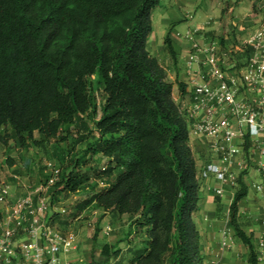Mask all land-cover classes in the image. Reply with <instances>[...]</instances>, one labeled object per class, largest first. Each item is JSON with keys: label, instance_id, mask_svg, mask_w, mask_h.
<instances>
[{"label": "trees", "instance_id": "trees-1", "mask_svg": "<svg viewBox=\"0 0 264 264\" xmlns=\"http://www.w3.org/2000/svg\"><path fill=\"white\" fill-rule=\"evenodd\" d=\"M160 3L0 0V145L40 143L36 132L42 141L74 135L85 143L81 156L60 166L52 187L69 196L95 179L73 216L92 205L127 215L128 233L138 240L129 238L126 249L105 243L102 255L109 264L205 259L194 219L203 177L175 96V85L182 96L186 83L170 80L148 48ZM165 43L175 58L169 33ZM245 139L247 148L248 134ZM96 155L104 161L93 160ZM243 175L229 221L249 247V263L259 264L253 236L239 222V202L248 194Z\"/></svg>", "mask_w": 264, "mask_h": 264}, {"label": "crops", "instance_id": "crops-1", "mask_svg": "<svg viewBox=\"0 0 264 264\" xmlns=\"http://www.w3.org/2000/svg\"><path fill=\"white\" fill-rule=\"evenodd\" d=\"M221 16L227 22L226 28ZM234 25L236 32L226 33L224 43H220L223 31ZM261 30L264 31V0H161L153 10V31L148 38V48L166 68L170 80L179 78L186 83L182 96L175 85V96L186 113L191 143L203 177L201 200L194 219L202 237L204 264H250L249 247L236 235L229 221L231 203L238 189L237 179L242 171L248 194L239 202V222L246 233L252 234L255 245V238L264 231V189L255 187V183L263 179V155L256 145L261 133L241 124L237 118L232 119L235 132L232 138L217 137L197 129L198 122L219 119L228 113L225 102L198 93L199 86L216 88L220 84V78L203 62L212 43L217 46L224 78L235 91L236 98L264 108V71L245 78L263 61L264 48H256L252 41ZM167 33L173 42L175 58L166 48ZM246 134L249 138L247 148ZM232 146L239 150L229 153ZM211 165L218 166L224 175L219 176L209 169ZM13 176L16 180L20 177L16 173ZM18 191L14 189V195ZM6 208L7 205L0 203V210ZM83 255V252H72L64 257L72 260V264H83ZM18 259H22L21 254Z\"/></svg>", "mask_w": 264, "mask_h": 264}, {"label": "built area", "instance_id": "built-area-1", "mask_svg": "<svg viewBox=\"0 0 264 264\" xmlns=\"http://www.w3.org/2000/svg\"><path fill=\"white\" fill-rule=\"evenodd\" d=\"M252 41L256 48H264V31L255 34ZM217 46L212 43L207 48L203 59L210 71L220 78L216 88L199 86V94H208L212 98L225 102L228 113L219 119H205L197 123V129L217 137L232 138V119L261 133L256 139V145L263 155L262 181L255 183L258 190L264 189V108H258L255 103L238 100L224 78L216 53ZM264 71V58L258 62L256 70H251L245 78L253 77L255 73ZM239 150L232 146L229 153ZM52 171L45 182L32 190L20 194L11 203L12 185L8 180L0 179V203L7 205L5 211L0 210V264H72L64 255L77 249L78 243L74 235L64 234L51 220L48 205V192L59 178L61 169L55 163L49 162ZM209 169L219 176L224 172L211 165ZM258 261H264V231L256 238ZM21 254L22 259H18Z\"/></svg>", "mask_w": 264, "mask_h": 264}, {"label": "rangeland", "instance_id": "rangeland-1", "mask_svg": "<svg viewBox=\"0 0 264 264\" xmlns=\"http://www.w3.org/2000/svg\"><path fill=\"white\" fill-rule=\"evenodd\" d=\"M221 21L223 27L226 28L227 22L223 16H221ZM236 29L237 26L234 25L229 30H224L219 42L223 44L225 34L235 33ZM35 137L40 143L30 141L25 146L19 141L11 140L8 145H0V179L8 180L12 185L11 203L20 194L46 181L52 171L49 162L55 163L57 167L64 166L71 156H81L85 148V143L74 141L77 138L74 135H70L67 140L42 141L40 133L36 132ZM87 140H93V137ZM9 158L14 161L13 164L9 163ZM92 159L104 161L100 155ZM15 173L20 176L19 180L13 176ZM94 182L95 179L91 180L88 187L71 193L69 196L60 191V187H52L48 192L49 214L52 216L54 213L57 214L54 223L64 234L74 235L78 246L72 252H83V264H109L104 261L102 255V247L105 243L126 249L129 238L133 242L138 239L131 237L128 233L127 215H114L92 205L79 216H73L76 203L88 195L94 187ZM14 189L19 190L15 195Z\"/></svg>", "mask_w": 264, "mask_h": 264}]
</instances>
